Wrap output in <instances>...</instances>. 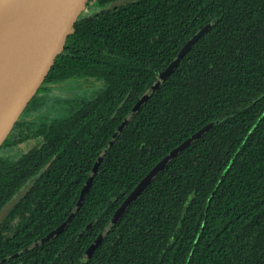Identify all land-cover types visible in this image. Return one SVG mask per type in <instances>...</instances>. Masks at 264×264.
I'll list each match as a JSON object with an SVG mask.
<instances>
[{
    "label": "trees",
    "instance_id": "trees-1",
    "mask_svg": "<svg viewBox=\"0 0 264 264\" xmlns=\"http://www.w3.org/2000/svg\"><path fill=\"white\" fill-rule=\"evenodd\" d=\"M113 1L91 0L97 12L82 16L27 108L43 107L50 84L78 81L93 90L64 98L65 115L38 125L66 151L54 170L69 160L89 172L106 152L91 190L61 230L80 196L62 193L52 180L59 171L41 174L52 156L14 163L0 155V214L32 178L36 183L0 225V264H81L136 186L205 127L88 264H264V0H137L108 9ZM207 26L127 120L158 73ZM26 124L22 118L3 148L25 141L19 130Z\"/></svg>",
    "mask_w": 264,
    "mask_h": 264
},
{
    "label": "water",
    "instance_id": "water-1",
    "mask_svg": "<svg viewBox=\"0 0 264 264\" xmlns=\"http://www.w3.org/2000/svg\"><path fill=\"white\" fill-rule=\"evenodd\" d=\"M137 0H116L108 9L125 6ZM91 0H0V148L12 133L23 113L37 95L64 52L68 39L76 32V25L87 12ZM209 27L198 32L182 49L176 59L161 73L157 81L134 106L127 117L130 120L148 101L151 94L175 71L179 62L191 50ZM205 127L184 143L173 149L136 186L124 200L82 257L81 264H88L92 254L109 235L128 208L155 180L178 154L207 131ZM104 151L93 173L97 172L105 157ZM93 176L91 177V180ZM87 184L74 212L60 227L64 230L84 203ZM19 194L4 208L6 215L18 202Z\"/></svg>",
    "mask_w": 264,
    "mask_h": 264
},
{
    "label": "flooded vegetation",
    "instance_id": "flooded-vegetation-1",
    "mask_svg": "<svg viewBox=\"0 0 264 264\" xmlns=\"http://www.w3.org/2000/svg\"><path fill=\"white\" fill-rule=\"evenodd\" d=\"M96 12H97L96 8L88 7L86 14L87 15H89V14L93 15ZM68 85H70V83H68V82H64L61 84L47 85V89L45 92H43V94L47 93L48 90H54V91H58L59 96L66 98L67 94L65 95L63 90ZM53 87H55V88H53ZM77 97H81V96H77ZM41 98L45 99L43 107L38 108L36 110V112L35 111H28L27 112V109H26L25 112L23 113L22 117H21V119L23 118L26 122H28V124L24 125V127L22 128V131L19 130L22 136H23V134H24V136L28 135L25 138V141L22 142L20 145H17V146H10L7 148H3V146H2L0 148V151L2 150L0 155L12 159L14 161V163H19V162H21V160L25 161L27 158H32L35 155H38V156L40 155L42 158H45L47 156H52L48 161H46L45 166L39 170L41 172V174L42 175L46 174L48 176V178H51V174H53L55 171H59L60 173H59L58 179H55L53 177L52 180H55V182L59 181L61 183L60 189H61L62 193L69 195V196H71V195L74 196V195H77L79 193V196L81 198L82 193H83L87 184L89 185V187H88V191L86 192V195L91 190L92 184L95 180V174L97 173V172L93 173V169H94L97 162L95 163V165L93 166V168L89 172L85 171V169H83L82 166L77 161H72L70 163L69 160H67L68 161L67 162V169L54 170V167L56 166L54 163H56V161L58 160L57 158L62 156L64 154V152H66V151L63 149L56 150V148L54 146H60V145L49 142L50 136H48V133L46 132L45 127L42 129L38 125H40L41 123L47 124V123L51 122V120L53 118H56V117L57 118L63 117L65 115V111L62 112L61 115L55 116L50 111L51 105H48V102H50V101L54 102V99L51 100L48 98L47 95L42 96V94H41ZM65 105L67 106L68 104L64 100L62 101L59 99V100H56L54 102V104H52V107L54 108V107L61 106L65 109V107H64ZM46 108H48L46 115H44V116L40 115V112ZM17 124H16V126H17ZM16 126H15V128H16ZM15 128L13 129L12 133L15 131ZM11 134L9 135V137L11 136ZM17 134L19 135V133H17ZM39 134H41L42 136H39ZM18 138H21V136H18ZM110 145H111V143H110ZM40 149H42V150H40ZM66 176L69 178L66 179ZM92 176H93V179L91 180ZM81 182H83L82 187H80ZM35 184H36L35 179L32 178L28 182V184L26 186H24L20 190V192H18L17 196L20 194L22 197L26 193H28L29 191H32L33 189H35ZM86 195H85V197H86ZM3 211L0 214V225L2 224V221L5 219V217L10 212L9 211L6 215H4Z\"/></svg>",
    "mask_w": 264,
    "mask_h": 264
},
{
    "label": "rangeland",
    "instance_id": "rangeland-1",
    "mask_svg": "<svg viewBox=\"0 0 264 264\" xmlns=\"http://www.w3.org/2000/svg\"><path fill=\"white\" fill-rule=\"evenodd\" d=\"M55 88V87H53ZM64 94L66 95L67 94V97L69 96L70 97H77V96H81V95H84V96H87L89 94H93V90L89 89L88 86L85 84V82H78V81H75L74 83L66 86L63 90ZM43 95H47L49 99L53 100L54 99V102L56 100H64V98L62 96H59L58 94V91H54V90H48L47 93L45 94H42ZM66 99V98H65ZM53 101H50L48 102V105H51L50 107V111L55 115V116H59L62 114V112L65 111V109L61 106L59 107H52V104H54ZM47 109H43L41 112H40V115H46L47 113ZM54 116V117H55ZM2 152V150L0 151V153Z\"/></svg>",
    "mask_w": 264,
    "mask_h": 264
}]
</instances>
